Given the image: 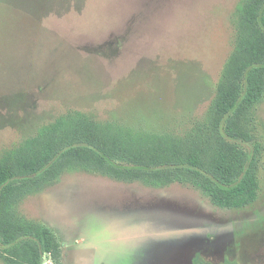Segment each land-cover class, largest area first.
Wrapping results in <instances>:
<instances>
[{
  "label": "rangeland",
  "instance_id": "rangeland-1",
  "mask_svg": "<svg viewBox=\"0 0 264 264\" xmlns=\"http://www.w3.org/2000/svg\"><path fill=\"white\" fill-rule=\"evenodd\" d=\"M244 1L0 2V154L70 110L149 131L166 154L205 125L200 165L168 184L121 157L110 162L133 174L65 171L24 195L18 213L61 246L57 262L39 245L42 264H264V0L254 60L234 78L236 104L219 122L214 109L225 69L235 73L242 56ZM248 171L254 201H214L211 188Z\"/></svg>",
  "mask_w": 264,
  "mask_h": 264
},
{
  "label": "trees",
  "instance_id": "trees-1",
  "mask_svg": "<svg viewBox=\"0 0 264 264\" xmlns=\"http://www.w3.org/2000/svg\"><path fill=\"white\" fill-rule=\"evenodd\" d=\"M261 1L246 0L240 6L239 17L244 42L237 48L242 56L237 59L235 73L233 67H228L223 73L214 103L215 120L218 122L222 114L236 104L235 95L241 89L234 88L236 74H242L254 60L256 44L252 38L256 34L255 18ZM0 2L5 5L2 0ZM5 19L0 16V23ZM7 22L8 19L5 23ZM244 43L245 48H242ZM250 77L253 78L252 75ZM249 87H253L251 81ZM252 92L253 89L249 90L251 97ZM204 128L205 125L197 124L190 137L180 141L187 142L184 149L174 148L170 154H166L165 147L154 146L155 134L149 131L104 124L84 111L70 110L42 127L37 135L27 138L22 145L3 150L0 154V242L4 247L0 248V259L5 264H42L39 250L41 245L52 252L57 262L61 260V246L54 233L40 222L28 221L17 211L18 202L30 190L40 187L59 174L61 176L65 171L76 169H107L111 173L133 174L134 168L123 169L110 162L121 157L149 168L144 172L149 183L168 184L173 181L176 171L188 170L186 165H200V154L204 152L205 142L199 138H202ZM208 137L209 135L205 139ZM34 174L37 175L32 176ZM224 181L227 188H211L214 201L219 205L242 207L255 200L259 183L253 172H246L236 183L235 180Z\"/></svg>",
  "mask_w": 264,
  "mask_h": 264
}]
</instances>
